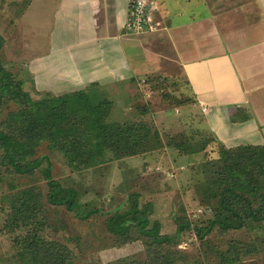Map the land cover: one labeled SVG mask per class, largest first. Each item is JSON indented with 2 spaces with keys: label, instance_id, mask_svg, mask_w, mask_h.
I'll return each instance as SVG.
<instances>
[{
  "label": "rangeland",
  "instance_id": "374dc122",
  "mask_svg": "<svg viewBox=\"0 0 264 264\" xmlns=\"http://www.w3.org/2000/svg\"><path fill=\"white\" fill-rule=\"evenodd\" d=\"M58 1L35 0L23 22L16 21V15L25 2L12 6L14 0H4L2 5L0 34L5 39L2 59L5 66L24 81L25 90L33 99L45 93L25 70L30 54L24 57L23 53L29 45L42 43L44 33L47 35L52 25V9ZM155 17L158 18V13ZM121 37L128 40L137 35L123 32ZM64 64L61 70L67 75L70 68L77 71L82 67V62L74 59ZM66 74L61 73L63 77ZM60 83L69 84L64 79H60ZM180 85L170 78H157L146 92L139 96L135 92L130 101L129 93L121 91L119 97L132 105L123 106L122 101L112 105L108 112L109 122L144 120L157 129L164 143L158 151L76 169L69 165L65 151L44 141L29 159L49 157L51 165L45 161L40 169L25 175L14 171L0 156V264L43 262L44 255L38 256L31 250L35 233L44 240L66 246L75 264H119L131 260L156 264L166 259L171 261L167 257L177 264H264V227L224 230L215 226L206 232L216 212L204 200L201 184L213 178L209 161L219 157V145L205 132L195 109L191 113L182 112L184 99L177 92ZM85 92L91 96L100 94L95 88ZM141 96L144 97L141 99ZM16 110L15 103L0 106V130L7 131L6 119ZM80 115L84 116L82 112L74 116L78 119ZM95 133L101 137L97 130L88 132L86 125L81 124L75 135L80 140L89 137L94 141ZM49 168L54 180L65 189L77 192L82 214L91 212L87 219L48 202L49 189L44 174ZM24 192L30 195L26 197ZM25 197L30 209L24 217L19 209ZM135 200L149 212L152 223L160 222L161 233L176 241L157 247L149 237L138 232L127 242L111 233L108 219L129 210ZM182 224L189 225V229L178 234L177 228Z\"/></svg>",
  "mask_w": 264,
  "mask_h": 264
},
{
  "label": "crops",
  "instance_id": "0c3cea01",
  "mask_svg": "<svg viewBox=\"0 0 264 264\" xmlns=\"http://www.w3.org/2000/svg\"><path fill=\"white\" fill-rule=\"evenodd\" d=\"M23 1L16 21L35 0H14ZM131 1L59 0L42 43L23 53L37 88L55 96L95 88L127 106L121 91L130 101L170 78L181 83L182 112L195 109L213 139L227 148L264 145V0H159L162 28L123 40ZM78 57L81 69L61 70Z\"/></svg>",
  "mask_w": 264,
  "mask_h": 264
},
{
  "label": "trees",
  "instance_id": "16d2710c",
  "mask_svg": "<svg viewBox=\"0 0 264 264\" xmlns=\"http://www.w3.org/2000/svg\"><path fill=\"white\" fill-rule=\"evenodd\" d=\"M24 2V1H23ZM4 0H0V15ZM20 3L13 2L12 6ZM25 4V3H24ZM5 39L0 34V106L15 103L17 110L10 112L0 130V156L3 161L21 175L29 174L42 167L49 157L29 159L35 148L44 141L65 151L69 165L93 168L105 161L146 155L163 148L160 132L144 120L134 122H109L108 112L112 103L101 94L91 96L87 90L55 96L46 94L39 99L25 90V83L18 79L4 64L2 59ZM100 99H99V98ZM80 115L78 119L74 115ZM146 112H144L145 114ZM86 125L88 132L97 130L94 141L76 137L80 125ZM79 140V143L77 142ZM219 157L209 161L213 178L201 184L204 200L214 207L216 214L206 232L218 226L224 230H241L245 227H264V145H240L227 148L218 140ZM109 153V154H108ZM109 160V161H110ZM209 165V163H208ZM49 193L47 200L54 206H63L69 212L82 214V205L77 201V192L65 189L53 179L50 168L44 174ZM205 188V189H204ZM27 197L30 194L24 192ZM20 207L25 214L30 209L26 199ZM214 201V202H213ZM91 212L82 214L87 219ZM23 219L22 216L20 220ZM108 230L125 242L132 240L133 233L150 238L157 247L170 245L173 237L161 233V224L151 222L150 214L135 200L129 210L118 212L107 221ZM189 229V225H179L177 233ZM197 234L201 236V232ZM32 238L31 250L40 256L39 264H75L71 252L56 241H47L38 233ZM169 258L156 264H177ZM119 264H145L143 261H126Z\"/></svg>",
  "mask_w": 264,
  "mask_h": 264
},
{
  "label": "built area",
  "instance_id": "2783aa9c",
  "mask_svg": "<svg viewBox=\"0 0 264 264\" xmlns=\"http://www.w3.org/2000/svg\"><path fill=\"white\" fill-rule=\"evenodd\" d=\"M159 9V0H132L124 32L142 35L159 31L162 28V22L155 17ZM206 109V106L202 107L204 112Z\"/></svg>",
  "mask_w": 264,
  "mask_h": 264
}]
</instances>
